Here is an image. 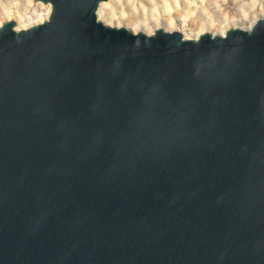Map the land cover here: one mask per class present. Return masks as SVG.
Instances as JSON below:
<instances>
[{"label": "water", "instance_id": "obj_1", "mask_svg": "<svg viewBox=\"0 0 264 264\" xmlns=\"http://www.w3.org/2000/svg\"><path fill=\"white\" fill-rule=\"evenodd\" d=\"M36 1L0 25V264H264V17L185 38Z\"/></svg>", "mask_w": 264, "mask_h": 264}, {"label": "rangeland", "instance_id": "obj_2", "mask_svg": "<svg viewBox=\"0 0 264 264\" xmlns=\"http://www.w3.org/2000/svg\"><path fill=\"white\" fill-rule=\"evenodd\" d=\"M164 1L112 0L108 4L98 6L101 14L99 19L111 26H125L129 29L139 26V29L144 31L157 17H160L161 22H164L165 16L161 10ZM178 1L181 8L179 13L185 11L187 2L192 3L191 0ZM12 4H16L19 9H22L19 15V24H21L18 28H16L18 26L16 19L9 18L15 21V29L25 28L23 25L28 27L41 22L40 19L45 16L49 8L48 3L36 0H32V3L27 0H0V9L12 6ZM155 10H159V14H156ZM207 12L208 16H211L215 21V25L208 30L211 33H217L220 25L226 22L230 27L247 28L251 21L264 16V0H207L203 6L198 7L197 13L205 15ZM5 20L8 19L0 16V25ZM190 29L192 34L196 31L194 26H191Z\"/></svg>", "mask_w": 264, "mask_h": 264}, {"label": "bare ground", "instance_id": "obj_3", "mask_svg": "<svg viewBox=\"0 0 264 264\" xmlns=\"http://www.w3.org/2000/svg\"><path fill=\"white\" fill-rule=\"evenodd\" d=\"M111 1L112 0H105L102 1L99 5L102 6L103 4H108ZM206 1L207 0H191V4L187 2L185 11L183 13H179V10H181V8L178 0H165L161 7V10L165 16L164 22H161V20L159 19L160 17H157V19L151 22V26L144 31L139 29V26H134L133 28L128 29L132 32L142 31L146 34H151L153 33L154 29H158L161 27L165 31H179L185 38H196L201 33L208 31L213 25H215L214 19L211 16H208V12L205 13V15L197 13L198 7L203 6ZM27 2L32 3V0H27ZM49 11L50 5L45 16L41 18L40 21H43L47 18ZM21 12L22 9H19L16 4H12V6L0 9V16L5 19H16V21L18 22V26L16 28H18L21 24H19V15L21 14ZM155 12L156 14H159V10H155ZM97 18H101L99 9L97 12ZM253 21L250 22V25L253 23ZM26 26L27 25H23V27L25 28ZM191 26H194L196 30L193 34L190 29ZM228 28H230L229 23H223L222 25H220L217 34L223 35Z\"/></svg>", "mask_w": 264, "mask_h": 264}]
</instances>
